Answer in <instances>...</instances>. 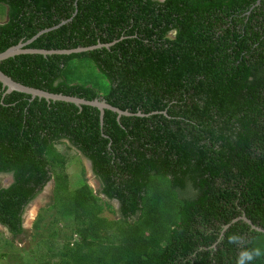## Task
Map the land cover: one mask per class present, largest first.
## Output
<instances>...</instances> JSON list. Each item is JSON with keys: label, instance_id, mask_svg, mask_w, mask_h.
<instances>
[{"label": "trees", "instance_id": "16d2710c", "mask_svg": "<svg viewBox=\"0 0 264 264\" xmlns=\"http://www.w3.org/2000/svg\"><path fill=\"white\" fill-rule=\"evenodd\" d=\"M1 13L0 53L52 28L26 48L114 43L15 56L3 74L132 114L105 110L101 123L94 107L6 95L0 83L1 238L27 235L26 209L52 182L46 212L64 225L50 238L63 244L45 246L41 258L55 260L40 264H235L264 250L241 219L264 229V0H0ZM58 146L78 154L75 188Z\"/></svg>", "mask_w": 264, "mask_h": 264}, {"label": "rangeland", "instance_id": "374dc122", "mask_svg": "<svg viewBox=\"0 0 264 264\" xmlns=\"http://www.w3.org/2000/svg\"><path fill=\"white\" fill-rule=\"evenodd\" d=\"M6 21V16L4 13L0 14V23ZM60 153L67 155V161L64 167V173L69 180V188H75L76 185H79L82 181L81 179V165L78 163V154L73 152H68L64 147H57ZM83 164L87 168L85 172L84 181L88 185L94 188L95 193H97V180L90 174L88 162L85 159H82ZM10 182L8 177L2 179V185L6 186ZM52 189L53 183L50 182L45 189L29 204L24 215V228L26 231V236H20L15 240H12L7 233L3 231V238L0 237V254L6 253V257L0 258V264H40L45 261L54 262L55 259L51 258H41V255H46V247L52 249V253H56L57 250L63 244L62 238L55 240L50 238L52 231H61L64 223L57 222L55 223L53 213L50 211L46 212V208L50 203L52 198ZM34 208V214L32 218L27 221V216L30 210ZM44 217V220L40 224V230L37 232L33 231V225L37 217L41 215ZM104 216L109 219H115L116 217L108 212H104ZM27 221V222H26ZM2 231V230H1ZM63 232H68L67 229H64ZM36 233V236L33 235ZM46 246V247H45Z\"/></svg>", "mask_w": 264, "mask_h": 264}, {"label": "water", "instance_id": "95a60500", "mask_svg": "<svg viewBox=\"0 0 264 264\" xmlns=\"http://www.w3.org/2000/svg\"><path fill=\"white\" fill-rule=\"evenodd\" d=\"M260 3V0H257V4ZM57 28V27H55ZM52 29H47V30H43L41 32H39L36 36H34L32 39L22 43L20 42L19 44H17L16 46L10 47L8 48L6 51L0 53V62L7 60L9 58H13L15 56H19V55H25V54H38V55H42V56H48V55H70L73 53H82V52H86V51H92L94 49H100L102 47L105 48H109L110 46H112L114 43L112 44H108V45H102V44H98L96 46L93 47H88V48H77L74 50H50V51H46V50H37V49H28L26 48V46H28L29 44H31L36 38H38L40 35L53 30ZM0 83L2 84V88L4 90V94H11L12 92H18V93H22V94H26V95H30L32 97V99L34 98H38V99H44L47 102H64V103H70V104H74L76 107H78L79 109L82 106H90V107H94L96 109H98L99 114H100V122L102 123L103 120V115L105 110L107 111H111L115 114H117V117L120 118L121 116H131L132 114L129 113L128 111H121L115 107H112L110 105H108L104 100H93V101H87L78 97H71V96H65L62 94H52V93H48L42 90H38L35 88H31V87H27L24 85H21L15 81H13L10 77L6 76L5 74H3L0 71ZM136 116H144L141 113H137ZM88 164V167H90V164ZM90 169V168H89ZM91 174V173H90ZM241 219L248 224L252 230H255L259 233L264 234V229L258 228L256 226H254L252 224V222L250 220H248L245 217H241ZM237 221V219L233 220L231 222L235 223ZM231 224H228L226 226H224V230L228 229L229 226ZM24 227V225H23Z\"/></svg>", "mask_w": 264, "mask_h": 264}, {"label": "clouds", "instance_id": "9594fccd", "mask_svg": "<svg viewBox=\"0 0 264 264\" xmlns=\"http://www.w3.org/2000/svg\"><path fill=\"white\" fill-rule=\"evenodd\" d=\"M10 183V182H9ZM7 184V186L9 185ZM241 237L239 235H232L229 237V243L239 244ZM264 256V250L261 248H245L239 252L235 264H255V261Z\"/></svg>", "mask_w": 264, "mask_h": 264}, {"label": "bare ground", "instance_id": "6f19581e", "mask_svg": "<svg viewBox=\"0 0 264 264\" xmlns=\"http://www.w3.org/2000/svg\"><path fill=\"white\" fill-rule=\"evenodd\" d=\"M33 214H34V208H33L32 210H30L29 213H28V216H27V221H28V222H29V220L32 218ZM27 221H26V222H27Z\"/></svg>", "mask_w": 264, "mask_h": 264}, {"label": "flooded vegetation", "instance_id": "af4514ba", "mask_svg": "<svg viewBox=\"0 0 264 264\" xmlns=\"http://www.w3.org/2000/svg\"><path fill=\"white\" fill-rule=\"evenodd\" d=\"M89 168H90V167H89ZM9 180H10V182H12V179H11L10 177H9ZM2 186H4V185H2ZM6 186H7V185H6ZM6 186H5V187H6Z\"/></svg>", "mask_w": 264, "mask_h": 264}]
</instances>
